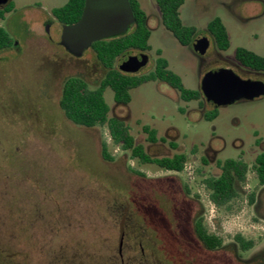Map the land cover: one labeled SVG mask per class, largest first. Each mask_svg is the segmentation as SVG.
Instances as JSON below:
<instances>
[{"label":"rangeland","instance_id":"374dc122","mask_svg":"<svg viewBox=\"0 0 264 264\" xmlns=\"http://www.w3.org/2000/svg\"><path fill=\"white\" fill-rule=\"evenodd\" d=\"M66 1L11 0L13 9L0 19L22 48L19 55L14 48L0 51V264H121V228L127 237L138 235L148 258L141 259L136 246L123 264H264V251L256 254L264 248V186L252 169L227 208H216L202 184L218 174L217 160L241 158L251 165L262 151L264 144L255 141H264V95L219 106L217 117L206 121L207 103H184L164 83L132 89L127 106L115 104L106 89L110 114L124 119L151 156L187 155L181 172L139 164L112 143L106 128L76 127L59 110L65 78L79 76L93 87L104 72L91 49L71 56L43 33L49 26L52 35H61L59 26L45 21ZM138 2L148 15L151 50L145 53L148 65L134 73L148 71L160 49L185 87L197 88L213 68L241 74L237 47L264 56V0L184 1L180 19L199 35L215 16L226 27L228 49L217 53L210 38L204 61L164 29L155 0ZM144 124L163 140L149 145ZM102 141L111 161L101 157ZM200 213L208 232L222 239L221 247L208 250L197 239L193 223ZM236 234L253 240V247L237 250Z\"/></svg>","mask_w":264,"mask_h":264},{"label":"trees","instance_id":"16d2710c","mask_svg":"<svg viewBox=\"0 0 264 264\" xmlns=\"http://www.w3.org/2000/svg\"><path fill=\"white\" fill-rule=\"evenodd\" d=\"M185 0H155L161 25L183 47H188L199 30L193 25L184 24L179 15V8ZM135 19L128 29L120 35L103 38L93 42L89 49L94 53L97 62L103 68V75L99 82L91 87L82 77L69 76L61 85L58 107L62 115L72 125L81 128H106L114 145L129 153L131 159L139 164H153L166 171L181 172L187 162V155L176 152L171 156H151L143 144L136 143L128 124L110 114V106L104 98V91L111 90L115 104L127 106L131 100L130 91L138 86L157 81L168 85L177 92L184 103L197 102L202 107L206 101L199 87L187 88L181 77L169 68L168 61L162 56L161 50H155L152 67L143 73L123 72L117 67L118 60L129 53L149 52L151 46L149 38L151 28L148 15L140 7L138 0H130ZM84 0H67L63 5L52 10L54 16L62 24H71L81 15ZM205 30L211 36L218 51H225L229 47V37L222 20L215 16L206 24ZM13 45V39L0 27V49ZM235 61L243 67L264 71V56L244 47H237L234 53ZM178 111L184 114V108ZM217 108L206 110L202 118L211 121L217 117ZM142 132L147 142H156L157 131L149 125H142ZM100 154L103 160L111 161L105 141L101 143ZM219 172L202 179V184L208 192L209 201L216 208H227L232 200L240 195V187L245 183L249 168L255 173L259 185L264 186V150L256 155L251 165L241 158H226L216 162ZM136 174L142 175L139 172ZM252 195L249 201L252 202ZM197 239L208 250H214L222 245V239L215 233L208 232L203 216L200 213L193 223ZM236 249L245 252L253 247V240L246 239L240 234L233 237Z\"/></svg>","mask_w":264,"mask_h":264},{"label":"water","instance_id":"95a60500","mask_svg":"<svg viewBox=\"0 0 264 264\" xmlns=\"http://www.w3.org/2000/svg\"><path fill=\"white\" fill-rule=\"evenodd\" d=\"M7 1L0 0V4ZM134 19L130 0H84L79 19L63 24L60 37L54 41L71 55L80 57L93 42L123 34ZM208 46L209 40L205 36L193 42V49L198 54L205 53ZM147 57L145 53L123 55L117 67L123 72H136L146 64ZM199 88L205 101L217 107L264 95V82L244 79L228 67L207 71L200 80Z\"/></svg>","mask_w":264,"mask_h":264},{"label":"flooded vegetation","instance_id":"af4514ba","mask_svg":"<svg viewBox=\"0 0 264 264\" xmlns=\"http://www.w3.org/2000/svg\"><path fill=\"white\" fill-rule=\"evenodd\" d=\"M58 7H60V6H58ZM58 7H54V8H52L51 9V11H50V14L49 15H47V21H45V24L46 23H48V24H50V23H54L56 26H59L60 28H61V26L63 25L55 16H54V14L52 13V10L53 9H55V8H58ZM13 8H12V4H11V0H8L6 3H2V4H0V19H2V20H4L5 19V15L7 14V13H9L11 10H12ZM55 29V28H54ZM5 30V29H4ZM61 30V29H60ZM6 31V30H5ZM7 32V31H6ZM207 32V31H206ZM8 33V32H7ZM43 33L46 35V37H47V39H48V41L49 42H51V43H55L56 44V42L54 41V39L56 38V37H60V35L58 34L57 36H54V35H52L53 33L50 31V27L49 26H43ZM58 33V32H57ZM9 34V33H8ZM10 36V35H9ZM54 36V37H53ZM201 36H205L208 40H209V45H210V38H211V36L208 34V32L206 33V34H202V35H199V33L196 35V37L194 38V40L195 39H197V38H199V37H201ZM11 37V36H10ZM13 39V38H12ZM194 40L192 41V43L187 47V49L188 50H190L191 51V53L192 54H194V56L197 58V59H199V60H201V61H204L203 60V58H204V55L206 54V52H207V49H206V51H205V53H203V54H198V53H196L195 51H194V49H193V42H194ZM57 45H59V46H61L60 44H57ZM209 47V46H208ZM7 48H14L15 49V53L16 54H18L19 55V53L21 52V50H22V48H20L19 49V47H17L16 46V43H14V41H13V45L12 46H10V47H6V48H1L0 49V51H2V50H5V49H7ZM216 49V48H215ZM217 50V49H216ZM20 51V52H19ZM66 51V50H65ZM218 51V50H217ZM67 52V51H66ZM220 51H218L217 53H219ZM68 53V52H67ZM139 53H144V52H134V53H129V54H127V55H130V56H134V55H137V54H139ZM69 55H71L70 53H68ZM71 56H73V55H71ZM148 57H147V62H146V64L143 66V67H145L146 65H148V63H149V55H147ZM236 66L239 68V71L241 72V74L239 73H237L234 69V72L235 73H237L240 77H242V78H244V79H252V80H260V81H262V82H264V71H261V70H252V69H249V68H246V67H243L242 65H240V64H236ZM143 67H141V68H143ZM152 67V66H151ZM140 68V69H141ZM228 68H230V67H228ZM139 69V70H140ZM213 69H216V68H213ZM232 69V68H231ZM263 96V95H262ZM260 97V96H259ZM256 98H258V97H256ZM211 108H218L216 105H214L213 103H209V102H206ZM113 116H115V117H118V118H120V119H122L121 117H119V116H117V115H113ZM122 120H124V119H122ZM149 143V145L150 144H154V143H156V142H148ZM255 143H257V145L259 146V145H261L262 143L264 144V141L263 140H261V141H255ZM264 150V148H262V151ZM21 218V217H20ZM22 219V218H21ZM125 226V225H124ZM121 232H120V234H119V238H118V240H117V255H118V257L120 258V261H121V264H123V263H125V259H126V255H125V253L127 252L128 253V251H133L134 250V248H136V246H139L140 247V252H141V259H143V260H145V261H148L147 259V256H146V254L144 253V248H143V246H142V244H141V241H140V239L137 237L138 235H135V234H133V232H132V235H130L129 237H127V233H126V231H125V228H124V230H122V228H121V230H120ZM126 237L128 238V239H126ZM233 245L235 246V248H236V245L233 243ZM127 248H129V250H127ZM250 250V249H249ZM263 251H264V248H262V249H260L259 251H258V253H256L257 254V257L258 256H260L262 253H263Z\"/></svg>","mask_w":264,"mask_h":264}]
</instances>
